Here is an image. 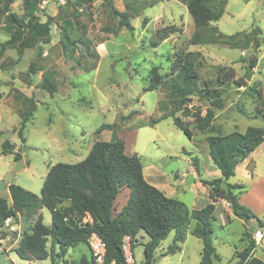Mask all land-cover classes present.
<instances>
[{
  "label": "rangeland",
  "instance_id": "374dc122",
  "mask_svg": "<svg viewBox=\"0 0 264 264\" xmlns=\"http://www.w3.org/2000/svg\"><path fill=\"white\" fill-rule=\"evenodd\" d=\"M7 1L0 0V45L10 39L2 23L5 16L27 14L23 0ZM39 1V11L33 17L41 24L52 18L48 36L39 38L23 30L13 45L0 47V198L9 197V185L20 186L39 198L48 167L77 163L86 157L93 142L111 141L112 130L97 132L102 125H110L124 143L125 153L140 158L149 183L164 189L167 197L179 200L189 211L203 207L208 190L197 178L187 183L186 173L197 159L202 179L220 178L209 157L206 137L244 133L249 127L264 129V0H208L211 9L224 8L220 20L213 24L221 33L244 31L256 38L259 47L246 50L190 44L195 27L183 0H94L91 4L83 0H62L61 4L59 0ZM110 4L128 14L131 31L119 27ZM22 43L25 47L20 50ZM84 45L98 57L88 55ZM179 56L193 64L200 80L215 79L220 70L232 72V80L242 84L226 89L224 106L215 110L209 132H200L191 116L197 109L204 112L206 102L194 98L185 110L175 114L190 130L191 138L174 125L171 117L151 125L175 104L163 89L144 91L150 69L155 67L160 76H166ZM253 62L247 78L245 69ZM43 80L51 84L52 93L42 87ZM30 99L34 103L32 116L25 123L22 143L17 129L20 114L29 110ZM5 141L16 145L19 160L15 161L12 154H2ZM234 174L233 180L247 192L243 202L258 206L264 217V202L258 198L264 194V143L237 165ZM125 191L117 196L116 210L126 202ZM38 212L43 224L50 226L49 211L40 208ZM83 222H89L88 218ZM193 222L182 243L173 242V232L160 242L150 264H200L203 246L191 235ZM225 222L226 218L220 217L212 223L216 251L213 264H233L243 247L242 223ZM149 240L143 232L136 235L132 251L135 264H145L143 249ZM3 248L0 264H51V257L29 262ZM171 248L174 253H169ZM58 252L56 246L55 254ZM82 257L93 264L88 246L80 243L65 255L54 256V260L56 264H79Z\"/></svg>",
  "mask_w": 264,
  "mask_h": 264
},
{
  "label": "trees",
  "instance_id": "16d2710c",
  "mask_svg": "<svg viewBox=\"0 0 264 264\" xmlns=\"http://www.w3.org/2000/svg\"><path fill=\"white\" fill-rule=\"evenodd\" d=\"M11 1L13 0L7 2ZM93 1L83 0V3L91 4ZM39 3V0H23L27 14L21 17L14 14L5 16L2 23L10 39L0 45L1 49L17 42L23 30L39 38L48 36L49 26L53 23L52 18L47 17L41 24L36 17H33V13L39 11ZM183 3L195 27L190 44L225 45L241 50L252 46L259 47L251 33L243 31L225 35L213 25L222 17L223 7L215 11L211 9L208 0H183ZM109 8L118 18L119 27L131 31L128 14L118 12L111 4ZM24 47L25 43L20 44V50ZM84 47L88 55L94 59L98 57L96 51H90L87 45ZM254 65L253 62L245 69V77L249 78L250 69ZM232 79V72L221 73L218 70L215 79L200 80L193 64L181 56L172 63L170 73L166 76H160L156 68L152 67L147 80L149 84L144 91L163 89L171 98L172 105L175 104V106L173 105V108L159 119L152 120L151 125L171 117L174 125L191 138L190 130L175 114L185 110L196 98L206 102L208 106L204 112L197 109L191 113L193 124L200 132L211 131L216 118L215 110H220L224 106L223 97L227 93L226 89L231 85L242 86L241 82ZM42 83V87L49 93L53 92L50 88L51 84L44 80ZM257 94L260 96L259 92ZM33 104V100L30 99L29 110L20 114L21 122L17 129V136L22 143H25L23 131L25 123L32 116ZM237 112L247 116L242 108H237ZM113 127L110 125L99 127L97 132L112 130L113 139L93 142L86 157L81 161L74 164L57 163L48 167L39 198L17 185L8 187L11 204L0 198V229L4 227L6 219H13L16 222L19 213H23L26 219L32 221L30 228L23 230L19 235L17 247L14 249L21 260L30 262L51 257V264H56L54 256H63L69 248L80 243L88 246L89 235L95 233L106 244L107 259H115L118 264H121L120 245L123 237L129 236L133 243L136 235L143 232L150 239L143 249L145 264H150L154 250L171 232L174 233V243L184 241L185 233L192 220L195 224L191 235L200 239L203 246L200 264H213L216 258L212 242L215 203L219 200L224 201L233 216L244 222L256 219L248 208L239 203L243 185L232 184L229 179L234 176L236 166L263 143V128L249 127L244 133L232 132L227 135L206 137L209 157L220 171L221 177L200 180V183L208 188L210 202L200 209L189 211L182 202L167 197L144 179L140 158L135 154L128 156L125 153L124 143L116 136L117 131ZM13 149L14 145L5 141L2 145V154H13ZM14 159L19 160L17 153H14ZM193 168L199 174L197 159L193 160ZM124 189L128 190L127 200L121 208L116 210L115 201ZM40 208L49 211L50 226L43 224L41 215L33 219ZM85 217H88L89 222H83ZM258 225L264 227V220L258 221ZM243 237L246 240V246L236 254V261L233 264H264L252 256L256 244L250 233L244 232ZM56 246L59 249L57 254H55ZM174 251V248H171L169 253ZM79 264L88 263L82 257Z\"/></svg>",
  "mask_w": 264,
  "mask_h": 264
},
{
  "label": "crops",
  "instance_id": "0c3cea01",
  "mask_svg": "<svg viewBox=\"0 0 264 264\" xmlns=\"http://www.w3.org/2000/svg\"><path fill=\"white\" fill-rule=\"evenodd\" d=\"M224 14V13H223ZM220 20V19H219ZM218 20V21H219ZM263 143H264V141H263ZM262 143V144H263ZM262 144H260L253 152L255 153L256 152V150L262 145ZM14 153H18V148L16 147V145H14V149H13V159H14ZM249 156V155H248ZM248 156L245 158V159H247L248 158ZM19 159H20V156H19ZM244 159V160H245ZM15 160V159H14ZM16 161V160H15ZM243 161V160H242ZM240 164V163H239ZM237 167V166H236ZM142 171H143V167H142ZM252 172L254 173L255 172V165L253 166V168H252ZM253 173H251V177H252V179H253ZM46 174V173H45ZM187 174V177H188V175L189 174H192L193 175V177H194V181H195V179L197 178L198 179V182L200 183V180L202 179V177H201V173L199 172V174L198 173H196V171L194 170V168L193 169H191L188 173H186ZM143 176H144V173H143ZM186 177V178H187ZM220 177H221V174H220ZM235 178V174H234V176L233 177H231L230 179H229V182L230 183H232V184H239L238 183V181H236V180H233ZM144 179H145V176H144ZM216 179V178H215ZM146 180V179H145ZM211 180V179H210ZM254 180V179H253ZM253 180H252V184H253ZM147 181V180H146ZM148 182V181H147ZM149 183V182H148ZM151 185H153V186H155L156 188H158L160 191H162L163 193H164V189H162L161 187H158L156 184H152V183H150ZM201 184V183H200ZM202 185V184H201ZM20 187V186H19ZM205 188V190H208V188H206L205 186H203L202 185V188ZM22 188V187H21ZM24 189V188H23ZM244 187H243V190H242V192L240 193V195H239V203L241 204V205H243L244 207L245 206H247V207H249L250 209V211L254 214V216L256 217V219H250V220H248L247 222H244L243 220H241V219H238V218H236V217H234L233 216V214L231 213V211H230V209H229V207H228V205L224 202V201H222V200H219L218 202H216L215 203V210H214V220H213V222H215V221H217L220 217H225L226 218V222L224 223V224H232V223H234L235 221H240L241 223H242V231H241V237H240V240H241V242L243 243V247H242V249L246 246V240L244 239V237H243V234H244V232H249L250 233V235H251V237H252V235L254 234V232L255 231H257V230H260L261 228H263V227H259V225H258V221H263L264 220V217L262 216V214L263 213H261L262 212V209H260L258 206H256V205H254V204H252V203H245V202H243V198L244 197H246L247 196V192L245 191L244 193ZM124 193H126V200H127V195H128V191H125ZM243 193V194H242ZM7 194H8V196L9 197H7V198H3V199H5L7 202H8V204H11V199H10V194H9V190H8V188H7ZM258 198L260 199V200H262L263 202H264V194H262V195H258ZM210 202V200H209V196H208V201L205 203V205L207 204V203H209ZM204 205V206H205ZM203 206V207H204ZM121 208V207H120ZM202 208V207H201ZM197 209H200V208H197ZM39 211V210H38ZM37 211V213H36V215L35 216H33V219H36V217H37V215H40L39 214V212ZM219 213V214H218ZM31 222L32 221H30L29 219H26V217H25V215L23 214V213H19L18 214V216H17V221H16V225H17V227H18V229L20 230L21 228L23 229V230H25V229H28V228H30V226H31ZM191 222V221H190ZM212 222V223H213ZM194 223V222H193ZM195 224V223H194ZM223 224V221H222V223L220 224V226ZM193 227H194V225H193ZM192 227V228H193ZM192 228H191V230H192ZM258 228H260V229H258ZM23 230H22V232H23ZM21 233H16V234H6L5 236V238L0 242V247L1 248H3V247H8V249H10V250H13L14 251V249L17 247V243H18V239H19V235H20ZM11 239V240H10ZM10 241H12V242H10ZM257 245L259 246V248L257 247ZM242 249H240V251L242 250ZM3 250L5 251V249L3 248ZM252 256H254L255 258H257V259H259V260H261L262 262H264V237H263V239L258 243V244H256V247H255V249H254V251H253V253H252Z\"/></svg>",
  "mask_w": 264,
  "mask_h": 264
},
{
  "label": "built area",
  "instance_id": "2783aa9c",
  "mask_svg": "<svg viewBox=\"0 0 264 264\" xmlns=\"http://www.w3.org/2000/svg\"><path fill=\"white\" fill-rule=\"evenodd\" d=\"M42 3H45L46 0H41ZM63 3L62 0H59V4ZM88 218V217H85ZM85 218L83 221H85ZM19 229L16 225V222L13 219H6L4 222V227L0 229V242L6 237V234H16ZM4 233V234H3ZM264 237V227L262 230H257L252 235V239L255 244H258ZM88 248L91 254V259L93 264H118L115 259H107L106 244L104 241L97 236L95 233H91L87 239ZM120 250L122 253V262L121 264H135L133 258V243L129 236H124L120 245Z\"/></svg>",
  "mask_w": 264,
  "mask_h": 264
},
{
  "label": "water",
  "instance_id": "95a60500",
  "mask_svg": "<svg viewBox=\"0 0 264 264\" xmlns=\"http://www.w3.org/2000/svg\"><path fill=\"white\" fill-rule=\"evenodd\" d=\"M187 183H193L194 182V177L192 174H189L188 177L186 178Z\"/></svg>",
  "mask_w": 264,
  "mask_h": 264
}]
</instances>
